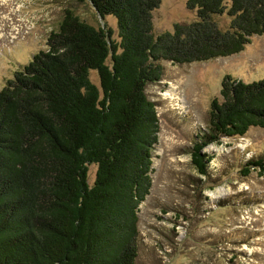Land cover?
<instances>
[{
	"label": "trees",
	"instance_id": "obj_1",
	"mask_svg": "<svg viewBox=\"0 0 264 264\" xmlns=\"http://www.w3.org/2000/svg\"><path fill=\"white\" fill-rule=\"evenodd\" d=\"M80 1L116 20L118 40L66 9L46 48L0 89V264H136L159 132L147 85L161 80V62L230 57L264 33V0H187L195 20L156 36L161 0ZM219 95L192 146L201 176L206 147L264 129V78L225 75ZM251 169L264 175V158L242 174Z\"/></svg>",
	"mask_w": 264,
	"mask_h": 264
},
{
	"label": "rangeland",
	"instance_id": "obj_2",
	"mask_svg": "<svg viewBox=\"0 0 264 264\" xmlns=\"http://www.w3.org/2000/svg\"><path fill=\"white\" fill-rule=\"evenodd\" d=\"M66 9L91 25L106 23L118 40L116 20H100L86 1L0 0V89L46 48ZM194 20L187 0H161L152 12V34ZM161 66V80L145 90L155 104L159 132L150 192L137 213L136 264H264V175L241 171L249 160L264 158V129L250 128L241 138H223L202 150L212 156L206 176L191 159L195 136L207 127L224 76L245 83L264 78V33L230 57ZM90 78L98 85L95 72ZM94 174L91 165L89 185Z\"/></svg>",
	"mask_w": 264,
	"mask_h": 264
}]
</instances>
